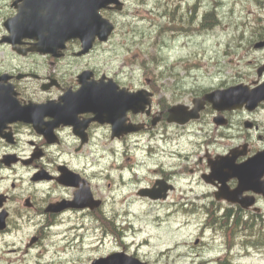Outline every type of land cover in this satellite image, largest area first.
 I'll return each instance as SVG.
<instances>
[{"label": "flooded vegetation", "instance_id": "flooded-vegetation-1", "mask_svg": "<svg viewBox=\"0 0 264 264\" xmlns=\"http://www.w3.org/2000/svg\"><path fill=\"white\" fill-rule=\"evenodd\" d=\"M22 5L0 0L1 112L24 114L0 131V235L30 234L25 254L53 228L77 218L106 234L123 235L132 227L131 206L138 204L158 218L232 216L244 234L250 220L252 236L259 239L264 99L247 103L242 95L244 100L231 103L235 107L223 109L205 95L235 87L256 90L257 97L264 92V46L255 48L264 42L261 21L252 38L258 56L246 74L221 83L198 80L180 91L159 71L155 80L144 70L134 81L131 73L117 72L110 56L114 35L94 39L87 51L78 39L64 48L47 43L43 52L34 51V38L9 41L3 24ZM253 159L254 167L242 177L239 168ZM227 161L234 170L227 169ZM235 172L240 178L230 175ZM244 177L248 189L240 188ZM221 187L243 204L218 200Z\"/></svg>", "mask_w": 264, "mask_h": 264}, {"label": "rangeland", "instance_id": "rangeland-1", "mask_svg": "<svg viewBox=\"0 0 264 264\" xmlns=\"http://www.w3.org/2000/svg\"><path fill=\"white\" fill-rule=\"evenodd\" d=\"M124 1L123 13L109 16L116 24L110 56L114 55L115 70L124 76L131 73L133 81L145 70L151 80L162 72L164 82L174 81L180 91L198 80L228 82L233 74H246L258 56L252 38L258 35L253 30L260 28V21L264 26V0ZM201 19L209 31L202 28ZM149 210L133 204L132 227L123 235L106 234L89 220H67L26 254L30 234L0 235V264H9V259H18L11 264H91L121 250L148 264H216L219 259L264 264V248H245L242 232L235 231L228 241L227 230L203 226L205 218L182 214L158 218ZM228 244H233L230 250ZM12 248L15 253H9Z\"/></svg>", "mask_w": 264, "mask_h": 264}, {"label": "water", "instance_id": "water-1", "mask_svg": "<svg viewBox=\"0 0 264 264\" xmlns=\"http://www.w3.org/2000/svg\"><path fill=\"white\" fill-rule=\"evenodd\" d=\"M110 5H114L113 9L121 10L122 4L119 0H23L22 9L19 14L5 23V27L9 34L17 37H34L40 47L37 50L43 49L45 43L48 42V37L51 43L60 45L63 47L64 43L69 39L79 38L83 43L90 45L95 37L99 40H106L107 36L111 33L113 27L99 14L102 9L109 8ZM264 43L257 44L256 47L262 46ZM41 48V49H40ZM244 95L247 100L251 102L257 97V93L254 91L252 94H248L246 89L241 87H235L225 91H216L205 96L206 100H209L213 105L218 108L235 107L237 102L244 100ZM259 99H264V92H259ZM232 103V104H231ZM238 105V104H237ZM2 105L0 100V129L7 121H16L22 119L24 114L15 112L11 119L3 118L7 117V112H1ZM177 110V109H176ZM230 161H227V169L234 170L229 166ZM228 164V165H227ZM255 165V160H250L245 163L239 169L242 171V177L244 173L249 172ZM231 176L241 175L230 174ZM240 188L248 189L249 181L247 178L239 180ZM238 188L235 190L237 191ZM222 194L218 199H225L231 203L243 204L238 199L237 194H231L233 192L225 191L221 189ZM241 193V189L237 191ZM246 206V205H243ZM4 228L3 220L0 219V229ZM92 264H146L142 263L138 259L129 256L123 252L113 253L107 257L96 259Z\"/></svg>", "mask_w": 264, "mask_h": 264}, {"label": "trees", "instance_id": "trees-1", "mask_svg": "<svg viewBox=\"0 0 264 264\" xmlns=\"http://www.w3.org/2000/svg\"><path fill=\"white\" fill-rule=\"evenodd\" d=\"M226 220H225V222L227 223V222H229L230 221V226H227V224L225 223L224 224V229L225 230H227V233H228V236H230L231 238H230V240L232 239V236L234 235V232H235V230L238 228V226H239V219H237V218H230V217H227V218H225ZM226 227V228H225ZM220 264H231L229 261H224V262H222V263H220Z\"/></svg>", "mask_w": 264, "mask_h": 264}, {"label": "bare ground", "instance_id": "bare-ground-1", "mask_svg": "<svg viewBox=\"0 0 264 264\" xmlns=\"http://www.w3.org/2000/svg\"><path fill=\"white\" fill-rule=\"evenodd\" d=\"M166 9H167V8H166ZM161 16L163 17V16H164V14L162 13V14H161ZM213 21H214V20H213ZM212 23H213V22H212ZM201 76H202V75H201ZM61 250H62V249H61Z\"/></svg>", "mask_w": 264, "mask_h": 264}]
</instances>
